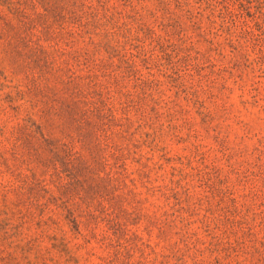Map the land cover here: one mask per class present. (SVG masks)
<instances>
[{
	"label": "rangeland",
	"instance_id": "1",
	"mask_svg": "<svg viewBox=\"0 0 264 264\" xmlns=\"http://www.w3.org/2000/svg\"><path fill=\"white\" fill-rule=\"evenodd\" d=\"M0 0V264H264V0Z\"/></svg>",
	"mask_w": 264,
	"mask_h": 264
},
{
	"label": "trees",
	"instance_id": "2",
	"mask_svg": "<svg viewBox=\"0 0 264 264\" xmlns=\"http://www.w3.org/2000/svg\"><path fill=\"white\" fill-rule=\"evenodd\" d=\"M245 2H247V3H249V4H251V3H258V5H260L261 4V2H259L258 0H245Z\"/></svg>",
	"mask_w": 264,
	"mask_h": 264
}]
</instances>
